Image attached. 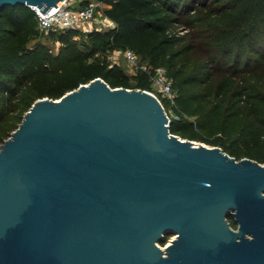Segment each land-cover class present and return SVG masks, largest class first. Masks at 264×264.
Segmentation results:
<instances>
[{
    "label": "water",
    "instance_id": "95a60500",
    "mask_svg": "<svg viewBox=\"0 0 264 264\" xmlns=\"http://www.w3.org/2000/svg\"><path fill=\"white\" fill-rule=\"evenodd\" d=\"M169 122L102 78L37 100L0 146V264H264V164Z\"/></svg>",
    "mask_w": 264,
    "mask_h": 264
},
{
    "label": "trees",
    "instance_id": "16d2710c",
    "mask_svg": "<svg viewBox=\"0 0 264 264\" xmlns=\"http://www.w3.org/2000/svg\"><path fill=\"white\" fill-rule=\"evenodd\" d=\"M79 1L102 2L116 26L47 36L32 7L1 10L0 145L39 99L58 100L97 78L112 88L152 91L163 67L176 94L173 105L161 99L167 113L173 109V134L264 164V0ZM177 27L187 37L175 35ZM195 49L206 57L182 63ZM126 50L140 59L132 75L110 58Z\"/></svg>",
    "mask_w": 264,
    "mask_h": 264
},
{
    "label": "built area",
    "instance_id": "2783aa9c",
    "mask_svg": "<svg viewBox=\"0 0 264 264\" xmlns=\"http://www.w3.org/2000/svg\"><path fill=\"white\" fill-rule=\"evenodd\" d=\"M76 2L77 0L61 1L57 7H53L46 13H42L40 9L33 8L38 14L41 32L47 36L67 29H78L90 33L93 31H104L116 26L115 22L105 15V5L102 2L94 1L85 7L75 6ZM119 53L125 54L126 59L136 71L141 67L139 65V57L133 51L126 50L119 51ZM152 82L158 89H156V92L155 90L148 91L149 93L156 96L160 101L161 97L158 95L170 98L174 102L173 81L168 76L166 68L156 69ZM169 121L171 122L170 116Z\"/></svg>",
    "mask_w": 264,
    "mask_h": 264
},
{
    "label": "rangeland",
    "instance_id": "374dc122",
    "mask_svg": "<svg viewBox=\"0 0 264 264\" xmlns=\"http://www.w3.org/2000/svg\"><path fill=\"white\" fill-rule=\"evenodd\" d=\"M79 2H80V1L77 0L75 6L79 7V6H78ZM105 7H106V6H105ZM174 33H175V35H177L178 37H187L186 35H187V33H188V30H187V29L180 28V27H177V28L174 30ZM191 41H192V40H191L190 38H188L187 41H186L185 43H189V42H191ZM197 41H198V43H200L201 39H198ZM58 47H59V44L57 43V44H56V50H58ZM194 51H195V52H191L188 56H184V58H181V62L187 64V66H188V64H190L191 62H193V61H195V60H197V59L205 58V57H206L205 54L202 53L201 51H199L198 49H195ZM110 58H111L112 61H114L115 63L121 65L129 75H132V74H134V73L136 72V69H134L133 65H131V64L128 62V60L126 59V56H125L124 53H119V51H115V52H113V53L110 55ZM139 65L141 66V64H140V59H139ZM144 67H145V66H144ZM137 71H138V70H137ZM257 80H258V79H257ZM156 89H158L157 86H155L154 84H152V90H155V92H156ZM173 94H174L173 96L175 97V95H176L175 92H174ZM157 95H158V94H157ZM158 96H160L161 99L166 98L167 100H169V101L171 102V105L174 104V103L171 101L170 98L164 97V96H162V95H158ZM164 107H165V106H164ZM166 111H167V110H166ZM168 114H169L170 117H174V116H173V115H174V112H173V109L171 108V106L168 107ZM14 131H15V130H14ZM14 131H13V132H14ZM13 132H12V133H13ZM12 133H11V134H12ZM9 138H10V136H9L7 139H9ZM7 139H6V140H7ZM196 143L204 144V145H206V146L212 147L211 145H208V144L203 143V142H201V141H196ZM2 144H3V143H2ZM2 144H1V145H2ZM1 145H0V146H1ZM174 236H175V234H174V235H170V236H166V239H167V243H166V245H162V243H159V245H160L162 248L166 247L167 245H169L170 241L174 238Z\"/></svg>",
    "mask_w": 264,
    "mask_h": 264
},
{
    "label": "bare ground",
    "instance_id": "6f19581e",
    "mask_svg": "<svg viewBox=\"0 0 264 264\" xmlns=\"http://www.w3.org/2000/svg\"><path fill=\"white\" fill-rule=\"evenodd\" d=\"M176 237H177V236L175 235L173 239H176ZM173 239H172V240H173ZM172 240H171V241H172ZM169 244H170V243H169ZM165 248H166V247H164V249H165Z\"/></svg>",
    "mask_w": 264,
    "mask_h": 264
},
{
    "label": "flooded vegetation",
    "instance_id": "af4514ba",
    "mask_svg": "<svg viewBox=\"0 0 264 264\" xmlns=\"http://www.w3.org/2000/svg\"><path fill=\"white\" fill-rule=\"evenodd\" d=\"M235 229V228H234ZM237 229V228H236Z\"/></svg>",
    "mask_w": 264,
    "mask_h": 264
}]
</instances>
